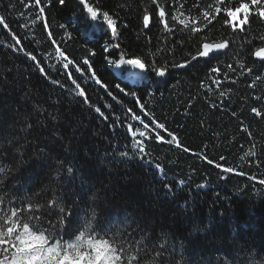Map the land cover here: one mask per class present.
<instances>
[{"label":"trees","instance_id":"obj_1","mask_svg":"<svg viewBox=\"0 0 264 264\" xmlns=\"http://www.w3.org/2000/svg\"><path fill=\"white\" fill-rule=\"evenodd\" d=\"M41 3L47 27L29 0H0V15L19 32L0 25V208L6 212L59 196L71 219L81 222L94 209L102 224L120 229L136 245L133 252L143 257L142 264H264V115L251 111L264 113V62L251 55L264 46L259 39L264 20L253 16L245 32L233 33L221 15L194 34L172 17L197 18L202 27L201 12L215 0H160L171 30L158 21L152 0H95L117 20L113 37L107 25L90 21L78 0ZM145 9L152 14L148 28L142 22ZM205 35L227 39L229 47L184 69L172 67L190 60ZM57 45L75 65L89 69L67 68L75 70V81L93 83L88 111L74 104L61 108L65 97L53 81L67 70V61L57 54ZM121 51L126 58L167 64L168 72L160 77L149 67L141 75L113 63ZM214 67L221 71L213 73ZM93 70L102 83L86 76ZM257 76L261 79L250 87ZM113 87L140 97L144 109L134 113L151 126L163 123L167 132L157 131L165 142L151 132L133 137L129 123L134 130L145 129L126 107L120 114L106 104L103 115H90L89 102L98 93L110 95ZM172 135L180 146L167 142ZM135 140L144 141V153ZM38 214L47 215L43 209ZM47 219L56 224L57 211Z\"/></svg>","mask_w":264,"mask_h":264},{"label":"snow or ice","instance_id":"obj_2","mask_svg":"<svg viewBox=\"0 0 264 264\" xmlns=\"http://www.w3.org/2000/svg\"><path fill=\"white\" fill-rule=\"evenodd\" d=\"M59 2L63 4L64 0H59ZM79 3L82 5L90 21L97 22L100 26L107 25L111 29L112 36L115 37L117 35V20L113 18V15L98 6L95 0L94 2H90V0H79ZM152 3L156 6L158 21L162 23L166 30H171L165 7L160 4V0H152ZM28 6H34L38 9L37 19L44 18L45 7L42 5L41 0H34V3L33 0H29ZM180 15H184V13ZM221 15L224 17L223 26L231 29L233 33H243L246 31V26L250 25L251 17L258 16L261 20H264V0H215L214 5H209L208 8L201 12L203 21H206L202 27L198 26L201 21L193 17L180 19L179 16H173L172 21H178L184 28H189L192 33L196 34L203 32L209 24ZM44 19L45 26L47 27L46 18ZM151 19L152 14L145 9L142 17L145 28L149 27ZM0 25L8 29V24L2 15H0ZM48 35L49 37L52 36L50 30L48 31ZM259 39L264 44V36H260ZM16 43L20 44L18 37L16 38ZM52 43L55 44L56 41L53 40ZM228 47L229 41L227 39H216L207 35L202 36L196 54L192 55L190 60H186L182 64H174L172 67H187L193 61H197L200 58H211ZM115 48H120V45L116 44ZM20 50H23L22 46ZM56 52L63 60L67 61L63 64V68L67 69L69 65H73L76 71L83 73V69L75 65V61L59 45L56 46ZM91 54L94 55L95 53L93 52ZM28 55L33 61L39 64L35 55L31 53H28ZM251 55L258 58L261 62H264V46L256 47ZM128 56V53L121 51L119 58L112 62L117 65H128L131 69H136L140 72H144L151 67V70L160 77L165 76L168 72L167 64L158 66L155 62L146 63L145 59L141 56L126 58ZM83 63L91 68V64L87 59H84ZM240 66L241 68L245 67L242 62ZM227 67L232 68V65H228ZM39 70L41 73H44L43 66ZM211 71L213 73H219L221 69L214 67ZM247 71L251 72L252 68H247ZM91 75L96 79V83H102L96 77L94 70ZM132 75L135 76L136 73H132ZM68 76L72 78L71 72L68 73ZM225 77L227 78L226 73ZM260 79L261 77L257 76L249 86L254 87L256 81ZM72 82L76 84L75 79ZM53 83H59V81H53ZM214 83L219 87L221 81L216 80ZM102 86L107 88V85ZM76 87L78 89L77 95L83 97L85 102H87L85 90L79 84ZM121 91L124 90L121 89ZM220 94L222 96L226 95L224 92ZM139 107L141 110L144 109L143 104H139ZM96 111L100 112V109L96 108ZM127 111L132 113V119L140 121L145 129V131H139V129L134 130L133 125L129 123L127 128L133 137H136L137 134L144 137L151 132L155 134L158 141L165 142V137L157 131L159 129L167 132L163 123L155 122V125L151 126L148 123H144L142 117L136 115L131 108ZM251 111L257 116L264 115L260 109L255 107ZM104 119H107V117H104ZM167 142H175L177 146H180L175 135H172L171 139ZM134 143L139 152H145L143 140H135ZM185 150L187 151V149ZM123 155H127V153ZM252 155H255V153H252ZM204 159L208 163H213L208 160L207 156ZM220 159L223 160L225 158L220 157ZM215 166L221 168L224 172H233V169L230 167L224 168L220 164H216ZM156 168L161 169V165L157 164ZM0 171H3V169H0ZM68 171L71 172L72 169L69 168ZM180 183L183 184L184 182L180 181ZM260 183L264 184V180H261ZM165 187L171 191V185H165ZM3 203V197H0V205H3ZM42 209L47 215H50L53 210H56L58 216L57 223L53 224L51 220L47 219V215L45 214H38L41 213ZM71 215V209L63 206L62 199L59 196H54L45 204L37 202L21 203L20 205L9 208L6 212L3 208H0V264H142L143 257L133 252L136 245L130 240L125 239L120 229L102 224L97 219V213L94 209L91 211L90 216L83 222L80 221L79 217L73 221ZM65 236L68 239H65Z\"/></svg>","mask_w":264,"mask_h":264},{"label":"rangeland","instance_id":"obj_3","mask_svg":"<svg viewBox=\"0 0 264 264\" xmlns=\"http://www.w3.org/2000/svg\"><path fill=\"white\" fill-rule=\"evenodd\" d=\"M9 30H12L14 32H16L17 34H19L18 29L16 26H12V27H8ZM52 32V31H51ZM54 33V32H53ZM2 35V33H1ZM7 40L3 39L2 42H6ZM11 44H16L13 43V41H11ZM15 60V59H14ZM83 69V71H89L88 68H81ZM71 72L72 74V78H69L68 73ZM87 77H91V74H87ZM77 76L75 74V70H71L67 69L66 71L64 70L62 72V75H60L56 81H59V83H56L57 87L59 89H61V95L65 97V100L62 102L61 104V108L62 109H66L69 107V105L74 106L75 105H81L82 107L81 110L82 111H88L86 106H85V100L83 97L77 95L78 89L76 87L77 84L80 85V87H82L86 94H87V101H88V91L90 89V86L93 84L87 80H85L84 78L81 77L79 79L76 80V85L72 84L73 79H75ZM74 93V94H73ZM116 101L123 106V108H121L120 105H118L116 103ZM90 104H92L93 108L90 109L89 108V113L91 116H93V114H100L103 112V108L106 106V104H109L110 106H112V108H114L116 110V112L118 113H122L125 110L124 107H126L127 109L131 108L133 112L137 111L140 107L139 104H141V99L139 96L137 95H133L130 91H121L120 89L113 87V89L110 90V95L107 92L104 93H98L96 99L93 102H89ZM96 108L100 109V112L96 111ZM123 110V111H122ZM88 113V112H87ZM104 122L105 119L101 118Z\"/></svg>","mask_w":264,"mask_h":264},{"label":"bare ground","instance_id":"obj_4","mask_svg":"<svg viewBox=\"0 0 264 264\" xmlns=\"http://www.w3.org/2000/svg\"><path fill=\"white\" fill-rule=\"evenodd\" d=\"M78 2H79V0H78ZM80 4V3H79ZM81 5V4H80ZM82 6V5H81ZM227 50V48L226 49H224V50H222L221 52H219L218 54H221V53H224L225 51ZM217 55V54H216ZM200 59H205V58H200ZM209 59V58H208ZM257 59V58H256ZM206 60V59H205ZM258 60V59H257ZM258 61H260V60H258ZM195 61H193L192 63H194ZM191 63V64H192ZM190 65V64H189ZM188 65V66H189ZM187 66V67H188ZM184 68H186V67H177V68H175V69H184ZM134 71L136 72V73H138V74H141V75H145L146 74V71H144L143 73H139L136 69H134Z\"/></svg>","mask_w":264,"mask_h":264},{"label":"water","instance_id":"obj_5","mask_svg":"<svg viewBox=\"0 0 264 264\" xmlns=\"http://www.w3.org/2000/svg\"><path fill=\"white\" fill-rule=\"evenodd\" d=\"M258 59V58H257ZM259 60V59H258ZM139 73H143V72H140L139 70H137Z\"/></svg>","mask_w":264,"mask_h":264}]
</instances>
